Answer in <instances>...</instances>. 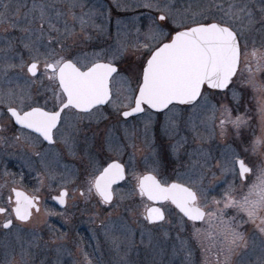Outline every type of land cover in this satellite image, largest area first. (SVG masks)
<instances>
[{"label":"snow or ice","instance_id":"obj_1","mask_svg":"<svg viewBox=\"0 0 264 264\" xmlns=\"http://www.w3.org/2000/svg\"><path fill=\"white\" fill-rule=\"evenodd\" d=\"M58 3L64 7H58ZM260 5V17L257 19L254 8L245 0L220 3L208 0L203 8L191 13L177 8L172 0H145L137 7L153 10L154 15L148 16L145 31L136 27L135 41L118 39L114 47L101 49L100 52L77 53L74 51L76 38L81 36L90 40L87 29L99 28L94 21L95 10L85 12L86 5L82 0H32L31 8L23 16V26L19 27L22 35L8 40L7 48L0 49L4 52L0 73L7 76L10 70H18L17 78L23 77L26 85L20 88L19 93L13 89L0 92V115L8 117L6 123H0V132L7 131L13 123L19 126L12 139L19 142L23 138L32 149L31 156L21 158V162L24 167L36 172L41 186L46 177L55 180L54 168H63L59 194L53 197L60 205H66L69 197L78 192L85 200L95 196L102 205L118 208L125 197L114 185L121 181L131 182L133 192L143 202V211L140 212L143 220L153 226L171 223L166 209L168 205H174L178 209L180 228L183 229L186 217L193 222L195 239L211 237L214 241L219 236L224 245L223 264H233V257L249 246L245 225L252 226L253 237L259 235L264 245V79L257 78L258 74H264V0H260ZM8 7L4 4V10L0 11V25L7 24L15 29L20 21L8 16ZM116 7L125 11L134 10L131 5L117 4ZM76 9L80 10L79 14ZM105 18L111 19L110 9ZM132 19L135 21L138 18ZM61 23L62 28L58 26ZM77 23L79 32L76 30ZM121 24L123 21L117 19L118 37L121 35ZM4 31L7 32L8 28ZM252 33L261 36L259 45L252 39ZM69 40L72 43H68ZM17 60L19 63L15 62ZM125 60L126 64L117 67ZM245 73L247 78L242 79ZM45 81L49 87L44 88V92H50L51 96L41 104L33 98L31 86L40 84L43 87ZM114 81H118L129 94L124 97L127 103L113 99ZM248 88L258 97L261 114L260 134L253 132L251 138L243 134V130L249 128L246 115L233 116L234 110L239 111L240 98ZM215 91L224 95L230 92L236 107L226 104L217 107L212 103ZM115 95L119 98L122 91L118 89ZM105 105L112 106L117 121L125 126L126 138H135V126H132L131 133L127 127L129 117L143 114V130L147 135L155 125L156 116L163 115L160 131L169 141L175 142L157 150L153 133L151 156L144 158L139 165L142 170L137 171L135 151L129 155L127 168L121 162L125 148L131 146L135 149V144L125 145L114 140L109 129L105 134V143L108 151L115 155L107 157L105 167L97 162L96 153H90L85 148L89 165L85 169V187L70 192L68 184L74 182L70 177L77 170L62 164L63 155L66 153L80 158L78 148L81 137L85 138V144L88 143L84 121L95 119L98 123L100 119H108L102 111ZM185 112L190 113L186 120L183 119ZM198 116H204L199 124L195 120ZM181 121L183 130L190 132L193 141L208 138L199 131L200 127L210 136H215L218 129L221 138L226 137L231 129L239 151L226 145L218 157L202 148L188 152L185 145L189 136L179 135ZM6 140V137L0 136V142ZM45 141L50 147L38 150ZM57 146H62V150H57ZM167 148L177 159L181 151L185 153L189 161L186 171L181 172L174 166ZM253 155L260 158L259 164L253 163ZM32 157L39 162L43 172L37 171ZM169 166L175 179L165 176ZM213 169L221 176L235 179L231 183L226 181L227 187L221 192L220 199L209 200L204 180L207 174L216 179ZM8 175L15 174L5 172V176ZM23 179L21 173L20 180ZM237 179L241 185L239 190L235 186ZM39 205L37 194L12 187L0 203V217H3L0 229L6 234L15 232L17 240L22 241V225L31 224L34 217L39 216ZM230 209L234 214L228 216ZM134 211V208H126V212ZM197 221L206 222L212 232L196 228ZM101 226L105 229V237L111 239L118 252L125 246L119 264H132L127 257L137 247L136 230L124 217H119V223L101 221ZM49 228L53 244L66 235H57L58 230ZM116 232L120 235L115 236ZM29 234L31 239L26 241L27 247L24 243L20 244V261L13 256L9 264H33L29 259L30 249L39 248L43 237L36 228H32ZM164 234L167 235L166 232ZM139 236L140 244L147 240L146 246L152 245L150 229L140 226ZM177 239L180 240L179 234ZM185 243L180 240L181 251H184ZM55 251L59 256L65 249L57 246ZM84 255L87 264H92L87 253ZM191 256V251H188L184 264H191ZM55 264H61L60 260L57 259ZM153 264L156 262L153 261ZM239 264H245L244 260L241 259Z\"/></svg>","mask_w":264,"mask_h":264},{"label":"rangeland","instance_id":"obj_2","mask_svg":"<svg viewBox=\"0 0 264 264\" xmlns=\"http://www.w3.org/2000/svg\"><path fill=\"white\" fill-rule=\"evenodd\" d=\"M145 0H82V3L86 5L84 8L85 12H88L90 9L95 10L96 15L94 18L95 25L97 27H90L87 29V34L91 37L90 40H84L81 36L76 38V45L74 47V51L77 53H92V52H100L101 49H108L110 46L114 47L117 43V40L127 39L129 42L136 40V27H140L142 31L147 29L148 25V16L154 15V11L150 9H146L143 7H137V5L142 4ZM172 2L176 5L177 8L183 10H189L191 12H197L201 8H203L208 0H172ZM217 3L226 2V0H216ZM245 2H249L251 6L254 8L256 12V18L259 19V7L260 0H245ZM7 4L8 7V16L14 20L20 21L18 24L19 27L23 26V16L24 14L31 8L32 0H0V11H3V5ZM117 4L120 5H131L134 10H120L116 7ZM58 7L63 8L64 5L58 3ZM111 10V19L106 20L105 14L108 10ZM215 11V9H213ZM77 14H79L80 10L76 9ZM133 17L138 18L133 21ZM189 18H191L189 16ZM117 19L123 21V24L120 26L121 35L117 36ZM69 24L72 25V21L69 18ZM113 25V26H112ZM61 28L63 27L62 23L59 24ZM76 30L79 32V25L76 24ZM127 34V35H125ZM252 39L256 40L257 45L261 40V36L258 33L251 34ZM68 43H72L71 40ZM127 60L123 61L120 65L126 64ZM247 78V73L244 74L242 79ZM258 79H264V74H258ZM135 85H133L134 87ZM113 87V99L120 102L121 100L124 103L128 101L124 99L125 96L129 95L126 90H123L122 85L118 81H114L112 84ZM120 89L122 91V95L118 98L115 93ZM239 92L240 89H237ZM212 103L216 104L217 107L220 104H226L231 108H235L236 105L232 101L231 93L228 92L226 95L221 94L219 91H215L212 97ZM105 116L109 117V114L112 118L110 119H100V122H104L103 130L101 132L107 131L108 126L114 130V140H118L122 142V144L130 145L135 144V149L131 146L125 148V151H129V155L135 151V159L137 162V171L142 170L139 165L142 163L145 157H150L153 151V133H155V148L157 150H163L169 143H174L175 141H169L167 137L163 136L160 128L161 124L164 121L163 115H157L155 118V125L153 129L146 135L143 130L142 120L145 119L144 115H141L136 118L128 119L129 123L127 125L129 132L132 131V126H135V138L128 139L125 137V126L122 123H119L116 119L115 113L111 105L102 109ZM108 113V114H107ZM189 112H185L183 114V119L186 120L188 118ZM244 114L246 118L249 119V128H245L243 130V134L252 137L253 132L256 135L260 134L261 127V114L259 111L258 97L254 96L253 90L248 88L246 91L242 93L239 104V111L234 110L233 116ZM205 116L207 114H204ZM204 119V116H198L195 118L196 123L199 124L200 120ZM218 123V122H217ZM111 130V129H110ZM199 131L205 136L208 137L202 141L197 140L193 141L191 138L190 132L183 130V121H181V131L180 136H189V142L185 145L188 152H192L194 149L202 148L205 151L212 153L214 156H219V153L222 152L226 145H231L232 148L237 149L238 144L235 142L234 135L229 130V134L221 138L218 134L215 136H210L209 132L206 131L203 127H200ZM106 134V132L104 133ZM179 137H177L178 139ZM247 146V143L244 144ZM169 159L172 161L175 167H177L181 172L186 171V166L188 165V157L185 155L183 151L179 154V159L176 158L175 155L172 154L170 148H167ZM115 155V153L113 152ZM129 159V156H128ZM195 159V157H193ZM253 163L259 164L260 158L253 155L251 156ZM128 163V160H127ZM128 165V164H127ZM216 172V179H213L211 174H207L205 176L204 185L208 188V198L211 200L212 198L220 199L221 192L227 187V183H231L235 178L232 176H221L220 172L213 169ZM165 176L169 179H175V176L172 174V167L169 166L165 170ZM211 182V186L209 184ZM235 186L239 190L241 185L240 181L235 180ZM126 188L130 190H120L119 192L125 197L124 199H128L125 202H120V207L114 208L112 206H103L101 204L97 205H84L80 209V214L83 216L82 227L85 232H89L90 237H101L99 244H97L99 248V252L103 256L104 264H119L121 256L124 255L125 246H122L121 250L118 252L116 247L113 245L111 239L106 238L104 235L105 229L101 226V221L105 223L115 222L119 223V217H124L128 223L136 230L135 241L137 247L132 249L127 259L132 262V264H153V261L156 264H184V256L183 253L180 252V255L177 254V250L175 247V241L177 239V234L180 237H184L187 232L193 231V223L184 219V227L180 228V221L177 215L178 211L174 209L172 206L168 205L166 209V215L168 220L171 223H164L162 225L153 226L149 224L147 221L143 220L140 216V212L143 211V202L140 197L133 192V186L131 182H128ZM244 191H247L244 188ZM239 195V191H238ZM137 199L136 201H133ZM126 208H134V212H126ZM68 210L62 211L63 215L67 214ZM111 213V216H109ZM234 212L230 209L227 213L228 216L233 215ZM44 212L41 213V217H35L31 224L24 225L22 228L24 231H27V235H22L23 240L18 241L17 237L14 236L13 232H9L4 237L0 238V255L4 254L7 256L13 252L15 247H20L21 243L25 244L27 247L26 241L31 239L30 231L32 228H36L39 234L43 237L41 241L39 249L46 250L48 243L45 244V241H49L52 236L49 232H51L49 226L55 230L62 229V221L50 222L45 219ZM58 217L60 215H57ZM140 226L144 228L150 229L153 234V243L152 245H147V240H145L144 244H140V236L139 230ZM195 227L198 229H206L208 232H212V229L206 222L196 223ZM245 230L249 235V246L247 249H243L240 251L239 255L233 257V264H239L241 259L244 260L245 264H261L264 261V245L261 244L259 235H255L253 237L252 226L245 225ZM167 233L165 235L164 233ZM115 236H119V232L114 233ZM213 235H215L213 233ZM180 240H185L181 238ZM197 241L196 249H195V261L191 260V264H217L219 259V264H223L224 252L222 248L224 247L221 242V238L219 236L215 237V240L211 237L202 238L201 240L195 239ZM109 246L111 247L113 254H108L109 256H105L104 249L101 246ZM57 246H61L58 240ZM174 250L175 253L174 254ZM6 254V255H5ZM85 254V252H84ZM113 256L114 262L110 261V257ZM90 260V259H89ZM92 262V261H91ZM84 264H87L84 255Z\"/></svg>","mask_w":264,"mask_h":264},{"label":"flooded vegetation","instance_id":"obj_3","mask_svg":"<svg viewBox=\"0 0 264 264\" xmlns=\"http://www.w3.org/2000/svg\"><path fill=\"white\" fill-rule=\"evenodd\" d=\"M113 26V25H112ZM4 28H8V31L5 32ZM22 34L19 31V25L17 28H12L9 25H0V49H6L7 48V41L13 39L14 37H19ZM17 47H19V44L17 43ZM11 55V53H9ZM4 57V52L0 51V62H2V59ZM16 63H19V61H15ZM118 67H120L119 64H117ZM17 72L18 70H10L7 76H4L2 73H0V92H6L8 89H13L17 93H19L20 88L25 87V81L23 77L17 78ZM9 80H11V83H9ZM49 87L48 82L45 81V84L43 87H41L40 84L32 85L31 86V92L34 99L38 100L41 104L43 103V100L47 97L51 96V93H45L44 88ZM108 105L103 106V108L107 107ZM108 114V113H107ZM143 114L135 115L133 117H129L128 119L139 117ZM112 118L109 114L108 119ZM8 120L7 115H0V123H6ZM85 130L87 132V141L88 143H84V137H81V145L80 148H78V155L80 158H74L71 156H68L66 153H64L62 158V164H66L69 166V168H73L76 171V174L71 176L70 178L74 181L73 183L68 184L70 192L73 189L79 188L80 190H83L84 180H85V169L89 167L88 165V159L85 155V148H88V151L90 153H96V160L97 162L102 166H107L105 163V160L109 155L114 156L113 152H109L107 145L105 143V132H108L109 129H111L112 136L114 135V130L108 126V130L101 132V129L103 130L104 122H96L95 119H93L91 122L88 120L84 121ZM17 125L14 123L8 128L5 132H0V136L6 137V142H0V185H4L3 187H0V203H3V200L9 195L10 189L12 187H18L29 194L35 193L40 198V209L41 212L39 216L35 217H41V213L44 212L45 219L50 222H56V221H62V229L58 230L57 235L60 233L66 234L62 240H59V243L61 246H63V251L59 256L57 255L55 249L57 247L58 241L56 244L51 243L52 236L50 237V240L48 241V246L46 247V250H40L39 248H31V256L29 259L33 261V264H41V262H44V264H55V261L57 259L60 260L61 264H84V252L87 253L88 259L92 261V264H104L103 262V256L99 252V248L97 244H99V241L101 237H90L89 232H85L83 230V227L81 225L83 216L80 214V209L84 205H97L101 204L99 203L98 197H91L88 200H85L83 197L77 194L74 197H69L68 203L66 205H60L57 200H54L53 197L57 196L59 194L60 190V183H61V173L64 171L62 167L60 168H54L55 172V180L51 178H45L44 185L41 186L39 183V180L37 178L36 172L30 171L27 167H24L21 158H27L31 156L32 149L25 143L23 138L16 142L12 139V135L14 132L18 130ZM93 133H95V137L93 138ZM35 135V134H33ZM114 138V136H113ZM122 143V142H120ZM49 144L45 141L43 144L40 145V148L38 150L43 151L46 148H49ZM57 150H62V146H57ZM128 156L129 151L123 152L121 156V162L125 163L126 168L128 167ZM33 161H36L35 168L37 171L43 172V169L39 165V162L36 160L35 157H32ZM108 162H111L110 160ZM90 170V169H89ZM5 172L12 173L15 175H8L5 176ZM23 174L24 179L20 180V175ZM5 181L7 182L5 184ZM127 183L124 181L119 182L118 185H114L115 189L123 190H130L129 188H126ZM50 186V187H49ZM38 189V191H37ZM13 199H15L14 193H12ZM128 199H124L125 202ZM137 199H134L133 201H136ZM102 205V204H101ZM103 206H109V205H103ZM160 206V205H158ZM172 206L174 209L175 207ZM67 214L57 216V213H62V211L68 210ZM177 210V209H176ZM178 211V210H177ZM34 217V218H35ZM0 219H3V217H0ZM187 220V218H184ZM188 221V220H187ZM193 223L192 221H189ZM202 222V221H200ZM200 222H195L200 223ZM14 223H16L14 221ZM24 225H22L23 227ZM52 235V231L49 232ZM8 234V233H7ZM5 230L0 229V238L7 235ZM14 236L16 237V233L13 232ZM27 231H22L20 235H27ZM184 237H180L185 239L184 241V251H181V244L180 240L176 239L175 241V247L177 250V254L180 255V252L183 253L184 259L187 255L188 251H191L192 256L191 260L195 261V249H196V243L195 237L193 236V231L187 232ZM23 237V236H22ZM101 248L104 249L105 256H109L108 254H113L111 247L109 244L105 246H101ZM71 253V255H69ZM6 255V254H5ZM15 257L16 261H20V247H15L13 249V252L11 254H8L7 256H4V254L0 255V264H9V261ZM111 262H114L113 256L110 258Z\"/></svg>","mask_w":264,"mask_h":264},{"label":"water","instance_id":"obj_4","mask_svg":"<svg viewBox=\"0 0 264 264\" xmlns=\"http://www.w3.org/2000/svg\"><path fill=\"white\" fill-rule=\"evenodd\" d=\"M117 67H118V66H117ZM135 115H139V114H135ZM135 115H134V116H135ZM156 206H158V205H156ZM173 206H174V205H173ZM174 207H175V206H174ZM177 210H178V209H177ZM185 218H186V217H185ZM197 222H200V221H197Z\"/></svg>","mask_w":264,"mask_h":264}]
</instances>
